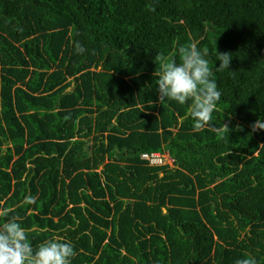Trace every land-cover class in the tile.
<instances>
[{
    "label": "trees",
    "instance_id": "16d2710c",
    "mask_svg": "<svg viewBox=\"0 0 264 264\" xmlns=\"http://www.w3.org/2000/svg\"><path fill=\"white\" fill-rule=\"evenodd\" d=\"M191 43L222 93L160 100ZM219 52L233 54L217 71ZM264 0H0V226L72 264H264ZM174 166H150L165 152ZM36 197L35 204L25 198Z\"/></svg>",
    "mask_w": 264,
    "mask_h": 264
},
{
    "label": "clouds",
    "instance_id": "9594fccd",
    "mask_svg": "<svg viewBox=\"0 0 264 264\" xmlns=\"http://www.w3.org/2000/svg\"><path fill=\"white\" fill-rule=\"evenodd\" d=\"M198 45L191 43L181 46L171 58L160 56L155 60L160 65L158 92L160 100L176 101L184 105L191 101L190 115L194 130H204L212 121L213 113L222 93L216 80L212 78V67ZM219 66L217 71L230 69L233 54L216 51ZM259 127L264 128V123ZM168 152V151H166ZM27 204H35L36 197L25 198ZM11 209H0V216L9 217ZM74 245L58 237L47 239L38 249H34L28 232L16 218L8 219L0 226V264H72L75 257ZM240 264H250L241 261Z\"/></svg>",
    "mask_w": 264,
    "mask_h": 264
},
{
    "label": "built area",
    "instance_id": "2783aa9c",
    "mask_svg": "<svg viewBox=\"0 0 264 264\" xmlns=\"http://www.w3.org/2000/svg\"><path fill=\"white\" fill-rule=\"evenodd\" d=\"M141 159L150 166H174V159L168 152H145L141 154Z\"/></svg>",
    "mask_w": 264,
    "mask_h": 264
}]
</instances>
